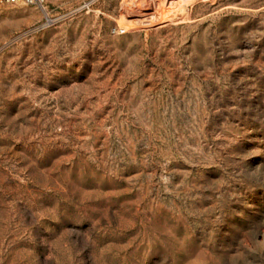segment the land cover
Segmentation results:
<instances>
[{
  "label": "rangeland",
  "instance_id": "374dc122",
  "mask_svg": "<svg viewBox=\"0 0 264 264\" xmlns=\"http://www.w3.org/2000/svg\"><path fill=\"white\" fill-rule=\"evenodd\" d=\"M46 6L0 3V264H264V0Z\"/></svg>",
  "mask_w": 264,
  "mask_h": 264
},
{
  "label": "built area",
  "instance_id": "2783aa9c",
  "mask_svg": "<svg viewBox=\"0 0 264 264\" xmlns=\"http://www.w3.org/2000/svg\"><path fill=\"white\" fill-rule=\"evenodd\" d=\"M0 3L21 4V5H36L47 10V0H0Z\"/></svg>",
  "mask_w": 264,
  "mask_h": 264
},
{
  "label": "bare ground",
  "instance_id": "6f19581e",
  "mask_svg": "<svg viewBox=\"0 0 264 264\" xmlns=\"http://www.w3.org/2000/svg\"><path fill=\"white\" fill-rule=\"evenodd\" d=\"M151 19H152V17H151ZM148 21H150V20H148ZM152 21V20H151Z\"/></svg>",
  "mask_w": 264,
  "mask_h": 264
}]
</instances>
